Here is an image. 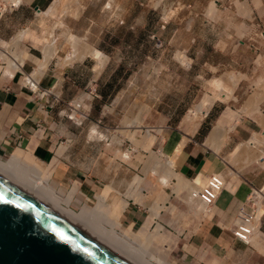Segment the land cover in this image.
<instances>
[{
	"label": "crops",
	"instance_id": "obj_1",
	"mask_svg": "<svg viewBox=\"0 0 264 264\" xmlns=\"http://www.w3.org/2000/svg\"><path fill=\"white\" fill-rule=\"evenodd\" d=\"M239 1L251 2L256 25L264 33V0ZM47 4L48 0H21L16 6L6 2L0 3V41H10L17 29L34 24L39 14L37 9L41 10ZM229 4V12L219 9L218 13L216 8H213L214 15L185 18L183 16V19L172 20L167 24L166 31L161 34H168V44L176 45L177 35L183 36L182 44L187 46L185 49L194 62L181 65L171 63L172 58L169 61L161 59L157 84L158 103L153 105L150 95L138 97L139 103L144 106L141 119L143 125L139 131H152L154 135L151 145L148 139H143L139 144L147 149L154 148L153 150L164 159L154 162L155 164L170 159L175 173L184 180H195L203 185L207 177L214 173L226 176L227 184L209 210L203 213L202 218H198L191 231L183 230L182 233L173 234L164 228L166 242L157 244L152 243V240L147 241L151 243L147 246L148 255L145 260L152 264H157V258L164 259L167 264H264V252L259 249L264 250V202L258 228V236L262 238V242L257 243L252 238L249 243H244L232 235L238 208L245 203L252 188L264 186V156L259 157L260 163L252 161L246 167L243 166V169L238 167V170L229 169L231 164L226 160L223 163L220 156L224 150H231V153L237 146H246L245 150L249 153L246 156L250 158L253 156V150L248 148H254V143L261 151L264 149V108L260 106V115L254 117L238 116L233 109L227 107L238 117L230 122L223 121V135L220 132H211L214 124L224 118L223 113L227 109L221 111L215 101L202 115L192 134L187 132L188 125L182 120L189 105L199 99L203 91L200 78L201 73L208 70L207 60L215 64L211 57L230 56L233 43H238L235 41H240L236 53L241 57L246 53V42L243 43L247 41L248 33V17L243 14L246 7L232 0ZM206 6H202V9ZM147 19L141 27L143 30H139L138 34V27L129 26L135 28L134 35L148 36L147 33L153 28V21L149 15ZM97 24L94 38L99 40L100 44L104 41L105 24L103 21H97ZM189 35L192 37L190 43ZM24 39L14 44L11 49L13 53L23 57L24 65L21 68L14 70L0 60V156L9 157L12 151L19 149L40 165H49L51 176L48 182L52 185L54 183L53 191L55 190L61 200L66 199L70 208L89 206L96 202L100 193L106 192L105 204L108 203V206H113L119 199L126 201L119 216L121 228L144 231L156 223L166 225L168 216L154 202L161 193L151 191L150 176L144 173L142 187L136 190L134 168L131 165L135 162L100 158L104 150L122 146L121 142L112 143V131H137L134 107L137 97L134 87L151 88L146 77L148 69L143 70L138 80H133L136 71H130V63L126 67L121 63V58L118 62L112 50L108 52L109 60L106 59L99 69H96V60L90 55V60L95 62L93 67L87 58L64 65L53 63V55L42 68L40 63L44 60L46 47L26 44ZM175 51L174 46L163 51L161 56L166 54L164 52H169L172 56ZM95 71L100 72L94 78ZM30 73L35 74L37 88L34 91L24 84L25 75ZM94 79V89L89 91L88 87ZM43 91H46V94H42ZM76 103L83 107L79 108V111L83 112L85 117L73 120L69 115ZM253 103L247 102L244 109L256 110L257 103L252 106ZM255 134L260 138L249 140ZM207 138L213 140V147L209 146V139V144L205 143ZM214 139L223 140L217 142ZM124 142L127 149L133 147L129 140ZM217 143L220 145L215 148ZM244 143L246 145H243ZM224 165L233 173L224 175ZM154 167L156 168L153 165L152 169H155ZM172 179L174 177L169 181ZM158 182L160 184V179ZM105 189L107 190L104 191ZM154 209H158L156 220L150 217ZM131 244L133 247L141 246L137 241H132ZM149 253L153 255L150 257Z\"/></svg>",
	"mask_w": 264,
	"mask_h": 264
},
{
	"label": "rangeland",
	"instance_id": "obj_2",
	"mask_svg": "<svg viewBox=\"0 0 264 264\" xmlns=\"http://www.w3.org/2000/svg\"><path fill=\"white\" fill-rule=\"evenodd\" d=\"M76 1L79 3H76ZM80 1L48 0L47 6L41 9L42 11H45L47 9V11H45L44 13L41 12L42 14L39 13L34 24H31V26L17 29L10 41L6 43L2 42L5 40L0 41L1 45L2 43L5 44L0 46L3 47L0 48V50L2 51L7 50L4 47L6 48L8 47L9 52H7L8 53L7 56L9 55H10L9 57H11L12 55L20 56L19 54L16 53H14L15 55L9 54V53H13L11 52L10 49H12L13 45L16 44L15 43L16 33H19L21 30L23 31L27 30L31 34L25 36L24 43L26 44L33 43L34 45L36 44L43 45L44 48L45 46H48V44L51 42L53 38L54 44L58 50V53L54 56L53 63L57 62L60 65L70 64L75 61L81 60V59H77L78 58L77 55H76L77 60H73L70 62L68 61L66 62L62 59L64 58V56L67 55V53L74 54L72 49L73 41L70 38L71 34L77 36L79 41L78 44L75 43L74 47L77 46L84 47L85 43L91 44L96 48H98L97 46H99V48H101L103 51L101 49L100 50L107 56V61L109 60L110 57L108 55V52L110 50L114 51L113 54L117 57L118 62H119V58H121L122 59L121 63H124L126 67H128L127 65L128 63H130V67H129L131 69L130 71L133 70L136 71V75L133 77V80H138L140 76H142L143 70L148 69V72H146V77L151 85V88L139 89L137 87H134L135 96L137 97V99L134 101L135 102L134 107L136 108L135 109L136 121L142 119V112L144 107L139 103L138 97L144 96L145 94L150 95L152 104L154 105V103L156 102L158 103L159 89L157 87V84H158L159 71L161 69V64H162L161 59L169 61L172 58L171 63H177L181 65H190L191 63L194 62L190 59L191 56L188 54L187 50L185 49L187 48V46H184L182 44L183 36H181L180 34L177 35L178 42L176 45L170 46L168 44L167 42L168 34L167 33L161 34L163 31H166L165 29L167 24L172 20L177 21L178 19H181L183 16L185 18L191 16L193 17L195 15H200V16L214 15L215 12L213 8H216V11L218 13H220L219 9H221L222 11L225 10L229 12L230 11L229 5L231 4V3L229 4L230 0H213V1L212 0H80ZM232 1L238 4L242 3L243 5L246 6V11L243 12V14L248 17L247 41H243L244 44L246 42V48H244L246 53L242 57L239 56L238 53H236V49H238L240 46L239 44L240 41H235L238 43L235 44L233 43L232 46L233 50L230 56L211 57L212 61L214 60L216 62L215 63L216 65L211 64L207 60L206 66L208 70H206L205 73H201L202 77L200 78V81H202L203 83V91H201V94L199 95V99L203 96V93L204 95L206 94L207 91L208 94L210 93L211 91L210 80L212 78L221 76V79L224 80L226 77L225 74L231 73L237 79V82L234 86L235 88L233 87V92L230 98L227 101H225L226 103L220 100L219 101L216 100L215 105L218 106L221 111L229 107L233 109L238 114V116L253 115L255 117L256 115H260V106L261 108L262 107L264 108V33L261 30V28L258 25H256V19L254 17V13L250 4L251 2L250 1L249 3L240 2L239 0H232ZM4 2L8 3L7 0L6 1L0 0V3H4ZM107 2L109 3L108 4L109 6H107L106 4ZM210 2L211 3L213 2V4H211ZM202 6H206V7H203L202 9ZM166 13H168L169 15H167L165 20H163L162 17H164ZM148 15L151 17L153 21L152 24L153 28L149 34L147 33L148 36L138 37L137 35L138 31L143 30L141 27H143L145 21L147 22ZM97 21L98 22L103 21V23L105 24L104 41L103 43L100 42V44L98 43L99 40L94 38L96 28L98 26ZM130 25H134L135 28L138 27L137 34L134 35L135 28L134 29L132 27L129 28ZM151 35H155L158 37L160 46H157L155 44L157 39L151 38L150 37ZM13 40H15V42H13ZM191 40L192 37L189 35L188 42L190 43ZM45 41H47L48 43L47 42L44 43ZM9 42L10 44H8ZM81 42H83L84 44L83 46L81 45L82 44ZM11 43L14 44L12 45ZM6 44L8 45L6 46ZM9 45H11V48ZM174 46L176 51L172 56L169 55V52H164L166 54L164 56H161L163 51H166V49L169 48H174ZM242 46L244 47V45ZM221 47H223V45H221ZM77 48H75V50ZM188 51L190 52V50ZM178 52H181V54L185 56V59H187L185 60L186 62L185 64H182L179 61V59L176 57L175 54H177ZM75 53L78 52L75 51ZM88 56H85L84 58L89 59L88 61L89 62L91 61L93 67L95 62L94 60H90L91 57ZM5 61L7 62V59ZM6 69L7 67H5V70ZM99 72L95 71L93 77L95 78ZM92 83L95 84V79L94 81H92ZM93 86L94 85H92L91 87ZM233 96L235 97L233 98ZM199 99L191 103V105H189V108H192L198 102ZM255 99L258 101L257 104L258 109L245 110L244 108L247 106L246 105L247 102L250 103V100L251 101L253 100L254 102ZM229 108H227L225 111L231 113V116L235 115V112L230 110ZM154 113L155 112L153 108L152 114ZM230 121H233V118L226 120L225 123ZM141 125H143V121H141L140 127L139 126L136 127L137 131L135 132L112 131V138H111L112 143L121 142L122 146L121 147L119 146L118 148L115 147L112 150L111 149L104 150L101 153L100 158H102L103 160L115 161L119 159L121 161L130 160L132 162H135L134 164H132L133 165L132 167L134 168L133 175H134V183L137 188L136 190H138L139 187H142L144 181L143 174L145 173L146 176H150L151 178L152 181L151 191L161 193L160 195L157 196L158 198L154 200V202L155 204H157V206H160V209L163 210V212L168 216L166 225L163 224L164 226L162 227L173 234H177V232L182 233L183 230L191 231L195 223L197 222L198 218L203 217V212H199V211L197 212L196 210H194L195 209L194 207L192 209L193 205L187 201V196H188L187 193H184L182 191L178 193L173 192L175 185L174 184L175 178L169 181V183L165 186H161L159 184L158 175L153 170H151V168L155 164L154 162L163 161L164 159L160 157L158 153L153 150L154 148L152 150L150 148L147 149L141 143L139 144V142H141L144 139L143 136H145L146 132L148 133V136L145 139H148L150 141L149 145H151L154 141V135L152 131H139L141 129ZM255 138L256 139L260 138V136L255 134L249 140H254ZM125 140L126 141L129 140L131 143V147L132 146L133 147L127 149L128 147L124 142ZM254 146H255L254 148L251 146L248 148L249 150H253L251 151L253 153V156L250 158H247V156L245 155L246 151L242 150L244 153L243 152L241 153H243L244 155L239 153L241 155L239 156L236 155L237 157L235 156V160L233 162L231 160H228L227 158L228 155L225 158V155L228 154L231 150L230 151L224 150L223 152L220 153L221 160L223 163H225L224 160H226L231 164V167L229 166V169L238 170L237 169L238 167H242L243 169L252 161L258 162L259 155L264 156L263 155L264 149L261 151V148L260 147L258 148L255 145V143ZM244 149L247 150V147L246 148L244 147ZM126 152L128 154L127 158H122L121 156H119V154H123ZM7 158L8 156H3V157L0 156V159L3 161H5ZM41 166L45 168L47 176L48 174L49 176H51L49 165H46L45 163H41ZM229 169L226 167V165H224L225 172H223V174L225 175L227 173L226 175H228L229 172L233 173ZM45 175L46 174H44V176ZM217 176L223 180L224 184L226 183L225 181L226 176H222L221 174H217ZM135 179H137L138 181H141L142 179V181L140 182V184L138 183L136 185ZM164 197H166L165 200ZM94 204L95 202L89 204V206H93ZM84 206H81L77 209H73V208L71 209L77 212L79 211L80 208L83 209L87 207ZM98 220H100L98 223L102 224L101 226H104L103 222L105 221L102 222L101 219ZM258 233L259 232L255 233L252 236L253 240H255L257 243L262 242V238L258 236ZM160 242L161 241L157 239L152 240V243L161 244ZM163 242L166 241L164 240ZM149 243L151 242L143 241V244H141V246H137L135 248L132 246V249L134 251V252L132 251V253L126 251V249L124 250L128 252V254L131 253L133 257L138 258L140 261L142 259H144L145 261V259H147L146 253H148L147 246L149 245ZM259 249L262 252H264L262 248ZM140 255L141 257H138Z\"/></svg>",
	"mask_w": 264,
	"mask_h": 264
},
{
	"label": "bare ground",
	"instance_id": "obj_3",
	"mask_svg": "<svg viewBox=\"0 0 264 264\" xmlns=\"http://www.w3.org/2000/svg\"><path fill=\"white\" fill-rule=\"evenodd\" d=\"M4 1H6V0H4ZM7 1H8V3L16 6V5L19 4V2L21 0H7ZM78 1H80V0H78ZM76 3H79V2L76 1ZM106 4H107V6H109L108 5L109 4L108 2ZM211 4H213V2ZM39 9H37L38 10V13H41V12L44 13L45 11H47V9L45 11H42V10H39ZM167 15H169V14L166 13V15H164V17H162V19L165 20V18L167 17ZM28 34H31V33L29 31H27V30H24V31L21 30L19 33H16V39L14 38L16 40V42H15V40H13V42L19 43L23 38H25L26 35L28 36ZM48 36H49V34H48ZM68 37H69V35H68ZM70 38L73 41V44H72L73 47H72V49H73V53L74 54L67 53V55L64 56V58H63L64 61L70 62V61H73V60L82 59L85 56L90 55L91 57H93L96 60V69H99L105 63L107 57H106V55L101 50H99L98 48H96V47H94V46H92L91 44H88V43H85V46L84 47H79V46H77L79 48L74 47L75 46V43L76 44L79 43L78 38H77V36L72 35V34L70 35ZM68 41H69V39H68ZM2 42L6 43L8 41H2ZM46 42L47 41H45L44 43H46ZM83 42H81L82 43L81 44L82 46L84 45ZM8 44H10V42ZM8 44H6V46ZM11 44L13 45L14 43H11ZM2 45H5V44L2 43ZM2 45L0 44V46H2ZM9 46L11 48V45H9ZM45 47H46V49H45V52H44L45 53L44 60H42L43 62L40 63V67H42V68L46 66V64L49 61V59L53 55H56V53L58 51L57 48H56V46H55V44H54L53 38H52L51 42L48 44V46H45ZM0 48H3V47H0ZM4 48L7 49V50H3V51L0 50V60L1 61H4V63L8 67H11L14 70H16V69L18 70L19 68H21V66L24 65L23 57L20 54H19L20 56H16L14 53H9L11 55L12 54L15 55V56L12 55L11 57H9L10 55L7 56V54H8L7 52H9L8 51V47L7 48L4 47ZM75 48L80 49V50H77V49L75 50ZM75 51H77L78 53H75ZM76 55H77L78 58L76 57ZM175 55H176V57L179 59V61L182 64H185L186 63L185 60H187V59H185V56L183 54H181V52H178ZM6 59H7V62L5 61ZM66 62H64V63H66ZM43 70H45V69H43ZM36 71H38V70H36ZM34 75L35 74H32V73L25 75L24 84H26V82L29 81L28 79L30 78V76L34 77ZM36 76H38V75H36ZM225 76L226 77H225L224 80H222L221 77L213 78L210 81V87H211L210 90L212 92L210 91V93L208 94L207 93L208 91H207L205 95L203 93V96L198 100V102L192 108H189L188 109L186 115L184 116V119H182L183 122H185V124L188 125V127H187V130L188 131L187 132H190L191 133V132H194L196 130L195 128L198 126L199 121H200L202 115L208 110V108L212 105V103L214 101H216V100L219 101L220 100V101L225 102V101H227L230 98V96H231V94L233 92V87L235 86V84L237 82V79L231 73L225 74ZM33 88H37V83L36 82H35V84L33 83V86L31 87V89H33ZM257 96H255V97H257ZM234 97L235 96H233V98ZM256 99H255L254 103L256 102L258 104V101ZM251 102H253V100ZM254 103L252 104V106L254 105ZM248 106H249V104H248ZM257 106L255 107V109L257 108ZM249 107H251V106H249ZM249 109L251 110V108H249ZM241 112H243V111H241ZM235 115H236V113H235ZM235 115L231 116V113L225 111L223 113V117H224L223 120L217 121V124H214V129L211 132L213 134H219L218 132H220L223 135V132H221V131H224L223 126L225 127V125L223 124V121H226V120L232 119V118L234 120V119H236L235 117H238V116H235ZM135 123H136L137 126H139L141 124V120H137ZM229 129H230V127H229ZM216 131H217V133H216ZM226 131H227V129H226ZM132 134H133V132H132ZM209 135H211V134H209ZM147 136H148V133L146 132L145 133V136H143L144 139ZM217 136L219 137L220 135H217ZM214 137H216V136L214 135ZM219 138H221V137H219ZM208 139H209L210 142L211 141L213 142V140H210V138H207L205 140V143L209 144V142H207ZM223 139H224V137H223ZM214 140L217 141V139H214ZM222 140L220 141L218 139V141H220V142H222ZM212 142H211V144H209V146L212 145L211 147L214 146V144H213L214 142L213 143ZM218 145H220V143L219 144L217 143V145L215 144V148H216V146L218 147ZM243 145H246V144L244 143ZM241 148L242 147L237 146L234 151H232L230 154H228V156H227L228 160L234 161L236 155L239 156V155L243 154L244 152L242 150H245V149H243L244 146H243L242 150H241ZM241 152H243V153H241ZM239 153H241V154H239ZM246 154H249V153L246 152ZM119 156H121L122 158H127L128 157V154L126 152V153H123V154H119ZM258 157L262 158L263 156L262 155L261 156L259 155ZM225 158H226V156H225ZM256 159H258V158H256ZM259 160H258V162H259ZM154 166H156V168L154 167L155 169H152L153 168L152 167L151 169L159 176L158 179H160V184L161 185L167 184L168 181L172 177H174V178L176 177L175 179H177V180L174 183L175 185H174V189H173L174 191L173 192L178 193V192L182 191L184 193H187V195H188L187 196V201L193 205L192 206V209L194 207L195 208L194 210H196L197 212L199 211V212L205 213V212H207L209 210V207L206 206L205 204H203L197 198V196H196V193H198L200 191L199 189L201 188L200 187L201 186L200 183H198L195 180H189V179L184 180V178L182 179L181 176H179L178 174L175 173L174 168L172 167V163H171V160L170 159L169 160L166 159L165 162H163V163L154 164ZM0 171L4 172L8 176H11L13 178H16V179H18L20 181H23V182H25V183H27V184L35 187L36 189L42 191L43 193H45L47 196H49L50 198H52L53 200H55L59 204L63 205L67 209L71 210L75 214L79 215L87 223H89L94 229H96L100 234H102L106 239H108L111 243H113L114 245H116L120 249L123 248L122 249L123 251H125L124 249H126V251H129V252L132 253V251H133L132 244L130 245V242H132V241H137L139 245H140V243L143 244V241L147 242V241H151V240H155V239H157L159 241H164V237L166 235L165 234V230L158 223H156L152 228H150L148 230H144V231L143 230H133L131 228L130 229L121 228L119 226L120 225L119 224V216H120L121 212L124 209V206L126 204V201L124 199H119L118 201H116L115 204H113V206H108V205H106L108 203L105 204V202H106L105 201L106 192H102V193H100L97 196V200H96V202H95V204L93 206H87L86 208L80 209L79 211L75 212L74 210H72L71 208H69L67 206L68 204H67V200L66 199H62L61 200L60 197L58 198L57 195L54 193L55 190L53 191V185H51L48 182V179H49L50 176H49V174L47 176V173H46L45 168L43 166H41L38 163V161L33 160V158H31L30 156H28L27 154H25L24 152H22L19 149H15L14 151H12V154L5 161H3V160L0 159ZM44 174H46V175L44 176ZM22 175H24V176H22ZM139 179H140V177H139ZM141 181H142V179H141ZM141 181H138L137 179H135L136 185L138 183L140 184ZM226 185L227 184L225 183L223 185V187H225ZM128 186H130V185H128ZM71 189H73V188H71ZM107 189H105L104 191H106ZM152 208H154V207H152ZM157 214H158V209H154V210L151 211L150 217L153 218V219H155V217H156ZM98 219H101L102 222L105 221V222H103L104 226H101L102 224L98 223L100 221ZM102 219H104V220H102ZM96 223H98V224H96ZM118 229H120V230H118ZM253 241H255V240H253ZM259 252H260V250H259ZM131 253H130V255H131ZM151 254L153 255V253H149V256L150 257H151ZM131 256H133V255H131ZM138 257H141V255L138 256ZM153 259H155V257ZM163 260L157 258L156 259L157 264H167ZM141 261L144 262L145 264H152V263L147 262L149 260H147V261L145 260L144 261V259H142Z\"/></svg>",
	"mask_w": 264,
	"mask_h": 264
},
{
	"label": "water",
	"instance_id": "obj_4",
	"mask_svg": "<svg viewBox=\"0 0 264 264\" xmlns=\"http://www.w3.org/2000/svg\"><path fill=\"white\" fill-rule=\"evenodd\" d=\"M0 264H145L79 215L0 171Z\"/></svg>",
	"mask_w": 264,
	"mask_h": 264
},
{
	"label": "built area",
	"instance_id": "obj_5",
	"mask_svg": "<svg viewBox=\"0 0 264 264\" xmlns=\"http://www.w3.org/2000/svg\"><path fill=\"white\" fill-rule=\"evenodd\" d=\"M150 37L156 38L157 41L155 44L160 46L157 36L151 35ZM28 80L29 81H27L26 84L31 88L33 83L35 84L36 81L32 76H30ZM92 85L93 83L88 87L89 91L92 90ZM35 89L36 88H33V91ZM42 94H46V91H43ZM79 107H81L79 103L72 107L71 114L69 115L70 119H75V117H85L83 112L78 110ZM76 113L78 116L75 115ZM216 175L217 174L213 173L208 176L206 182L200 186V191L196 193L197 198L208 207L214 204L224 185L223 180ZM263 202L264 186L260 188H253L247 196L245 203L238 208L235 215L232 227V235L236 239L244 243L250 242L252 236L259 228L260 218L263 214Z\"/></svg>",
	"mask_w": 264,
	"mask_h": 264
},
{
	"label": "clouds",
	"instance_id": "obj_6",
	"mask_svg": "<svg viewBox=\"0 0 264 264\" xmlns=\"http://www.w3.org/2000/svg\"><path fill=\"white\" fill-rule=\"evenodd\" d=\"M33 78H34V77H33ZM92 90H93V89H92ZM76 104H77V103H76ZM79 104H80V103H79ZM74 106H75V105H74ZM80 106H81V105H80ZM72 107H73V106H72ZM79 108H83V107L81 106V107H79ZM79 108H78V110H79ZM75 115L78 116L77 113H76ZM75 119H78V118L75 117ZM209 208H210V207H209ZM257 231H258V230H257ZM257 231H256V232H257ZM256 232H255V233H256ZM251 239H252V238H251Z\"/></svg>",
	"mask_w": 264,
	"mask_h": 264
}]
</instances>
